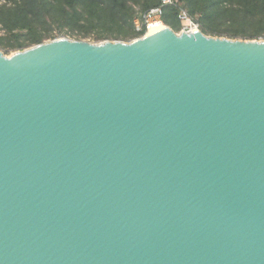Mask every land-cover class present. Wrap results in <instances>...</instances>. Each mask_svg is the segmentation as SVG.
I'll list each match as a JSON object with an SVG mask.
<instances>
[{
	"label": "water",
	"instance_id": "1",
	"mask_svg": "<svg viewBox=\"0 0 264 264\" xmlns=\"http://www.w3.org/2000/svg\"><path fill=\"white\" fill-rule=\"evenodd\" d=\"M0 264H264V40L0 51Z\"/></svg>",
	"mask_w": 264,
	"mask_h": 264
},
{
	"label": "trees",
	"instance_id": "2",
	"mask_svg": "<svg viewBox=\"0 0 264 264\" xmlns=\"http://www.w3.org/2000/svg\"><path fill=\"white\" fill-rule=\"evenodd\" d=\"M162 21L178 33L184 9L205 35L264 40V0H172ZM161 0H0V50L22 51L58 36L129 41L143 34L133 21Z\"/></svg>",
	"mask_w": 264,
	"mask_h": 264
},
{
	"label": "built area",
	"instance_id": "3",
	"mask_svg": "<svg viewBox=\"0 0 264 264\" xmlns=\"http://www.w3.org/2000/svg\"><path fill=\"white\" fill-rule=\"evenodd\" d=\"M172 0H161V5L159 7L150 9L149 11L141 14L139 17L135 18L133 21L134 31L136 33L143 34L139 37L146 35L150 29L156 28L157 26L164 25L162 21V8L165 5H172ZM177 19L182 25V31L192 32L193 30H198L199 26L196 21L191 18L184 9H180L177 15Z\"/></svg>",
	"mask_w": 264,
	"mask_h": 264
},
{
	"label": "rangeland",
	"instance_id": "4",
	"mask_svg": "<svg viewBox=\"0 0 264 264\" xmlns=\"http://www.w3.org/2000/svg\"><path fill=\"white\" fill-rule=\"evenodd\" d=\"M182 29V28H181ZM199 30V29H198ZM179 32H181V30L179 31ZM178 32V33H179ZM207 36H213V35H207ZM213 37H216V36H213ZM219 37H227V38H229L228 36H226V35H223V36H219ZM57 38H68V39H75V40H77V38L75 37V36H71V35H67V36H63V37H61V36H58ZM82 40H84V41H88V42H91V43H96V41H94V39H93V37L92 36H88L87 38H85V39H82ZM49 41V40H48ZM129 41H131V40H129ZM129 41H125V42H129ZM46 42V41H45ZM1 51V50H0ZM1 52H3V50L1 51ZM4 53V52H3ZM12 53H14V52H11V53H7V54H5V55H10V54H12Z\"/></svg>",
	"mask_w": 264,
	"mask_h": 264
},
{
	"label": "bare ground",
	"instance_id": "5",
	"mask_svg": "<svg viewBox=\"0 0 264 264\" xmlns=\"http://www.w3.org/2000/svg\"><path fill=\"white\" fill-rule=\"evenodd\" d=\"M163 27H165V26L162 25V26H157L156 28H152V29L149 30V32L147 34H152L153 32H155L158 29L163 28ZM165 28L167 29V27H165Z\"/></svg>",
	"mask_w": 264,
	"mask_h": 264
}]
</instances>
